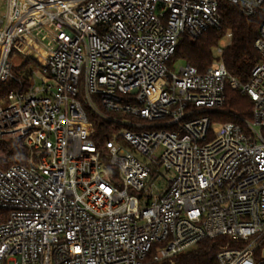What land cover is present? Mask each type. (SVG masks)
I'll return each instance as SVG.
<instances>
[{
    "label": "built area",
    "instance_id": "2783aa9c",
    "mask_svg": "<svg viewBox=\"0 0 264 264\" xmlns=\"http://www.w3.org/2000/svg\"><path fill=\"white\" fill-rule=\"evenodd\" d=\"M220 2L264 12L0 0V142L30 154L0 169V264H161L217 239L234 245L217 264H264V21L245 84L220 61L169 65L183 38L219 29ZM226 89L251 101L250 120L213 119ZM93 119L119 127L101 147Z\"/></svg>",
    "mask_w": 264,
    "mask_h": 264
},
{
    "label": "trees",
    "instance_id": "16d2710c",
    "mask_svg": "<svg viewBox=\"0 0 264 264\" xmlns=\"http://www.w3.org/2000/svg\"><path fill=\"white\" fill-rule=\"evenodd\" d=\"M218 14L219 29H209L195 40L183 38L178 43L170 63L180 61L203 72L214 62L220 61L231 77L238 83L245 84L251 69L258 62L253 42L260 24L264 21V12H258L254 17L248 18L241 14L238 7L220 2ZM227 34L230 35V40L218 58L215 55L216 49ZM224 98L222 110L213 115L215 121L223 124L236 123L239 119L250 120L252 103L247 97L237 90L226 89ZM92 126L94 142L98 147L110 138L111 131L119 129L116 125L97 119H93ZM29 155V151L18 142H0V169H6L12 165L27 166ZM6 216L7 213L0 210V223L6 220ZM233 247L234 245L225 239L203 241L192 251L180 254L171 261L161 264H217L215 258L217 253L224 248ZM146 264L154 263L148 259Z\"/></svg>",
    "mask_w": 264,
    "mask_h": 264
},
{
    "label": "rangeland",
    "instance_id": "374dc122",
    "mask_svg": "<svg viewBox=\"0 0 264 264\" xmlns=\"http://www.w3.org/2000/svg\"><path fill=\"white\" fill-rule=\"evenodd\" d=\"M1 14V13H0ZM227 40L223 39L221 40V42L219 43L218 49L219 50H223L226 46H227ZM215 55H217V52H215ZM185 64L183 62L180 61H175L171 66V71H173L174 73H176L178 71L179 68H181L182 66H184ZM162 183H164V181H162Z\"/></svg>",
    "mask_w": 264,
    "mask_h": 264
}]
</instances>
